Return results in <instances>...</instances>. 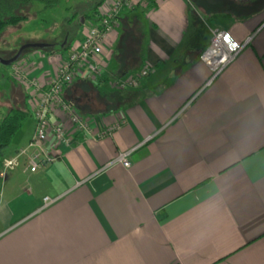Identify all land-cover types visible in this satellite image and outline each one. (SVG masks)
<instances>
[{"label": "crops", "instance_id": "crops-1", "mask_svg": "<svg viewBox=\"0 0 264 264\" xmlns=\"http://www.w3.org/2000/svg\"><path fill=\"white\" fill-rule=\"evenodd\" d=\"M97 22L18 62L47 83ZM216 30L250 42L212 79L199 56ZM97 63L64 97L93 133L117 127L0 178V264H264V0H135ZM145 67L138 87H112ZM30 119L2 160L27 146ZM125 152L128 168L107 167Z\"/></svg>", "mask_w": 264, "mask_h": 264}, {"label": "built area", "instance_id": "built-area-1", "mask_svg": "<svg viewBox=\"0 0 264 264\" xmlns=\"http://www.w3.org/2000/svg\"><path fill=\"white\" fill-rule=\"evenodd\" d=\"M133 1L135 0H112L105 8L100 6L97 11V24L91 26L80 43L61 60L47 83L31 78L18 61L11 65L14 81L25 88L27 110L34 121V130L26 147L1 161V179L21 164L28 172L36 173L57 161L59 156L53 150L68 149L83 135L104 138L117 127L111 125L93 133L91 121L82 117L64 98V89L76 79L92 81L99 76L97 58L102 54L103 47L118 24L121 10ZM249 42L250 39L243 43L238 42L227 31H213L199 60L210 70L214 79L235 61ZM151 71V68L145 67L131 72L124 80L112 81V87L118 91L136 88ZM129 155L130 152L119 154L107 167L121 164L128 168ZM55 200L45 197L42 208L53 204Z\"/></svg>", "mask_w": 264, "mask_h": 264}, {"label": "rangeland", "instance_id": "rangeland-1", "mask_svg": "<svg viewBox=\"0 0 264 264\" xmlns=\"http://www.w3.org/2000/svg\"><path fill=\"white\" fill-rule=\"evenodd\" d=\"M99 1L61 0L59 5L48 9H45L41 2L20 7L16 13L22 16L23 20L0 32V58L4 60L12 58L28 43L42 42L55 45L59 49L65 40L69 43L79 40L86 28L82 24L83 17L88 23L93 22L95 16L93 11ZM32 59L29 58L30 61ZM24 71L28 74L26 70ZM25 101L27 102L25 88L14 81L11 66L0 64V118L14 108L26 110ZM30 123L29 117L17 131L7 149L25 138Z\"/></svg>", "mask_w": 264, "mask_h": 264}, {"label": "trees", "instance_id": "trees-1", "mask_svg": "<svg viewBox=\"0 0 264 264\" xmlns=\"http://www.w3.org/2000/svg\"><path fill=\"white\" fill-rule=\"evenodd\" d=\"M33 2H41L44 8L48 9L59 5L61 0H0V32L19 24L23 20V17L16 13L17 9L26 7ZM101 2L94 8V15H97ZM29 117L30 113L27 108L26 110L14 108L0 118V165L4 156V150L10 145L17 131Z\"/></svg>", "mask_w": 264, "mask_h": 264}, {"label": "water", "instance_id": "water-1", "mask_svg": "<svg viewBox=\"0 0 264 264\" xmlns=\"http://www.w3.org/2000/svg\"><path fill=\"white\" fill-rule=\"evenodd\" d=\"M47 47V45L44 44H27L21 47L18 52L10 59H1L0 58V64L2 66H11L12 64L16 63L22 56L23 52L29 50V49H43Z\"/></svg>", "mask_w": 264, "mask_h": 264}]
</instances>
